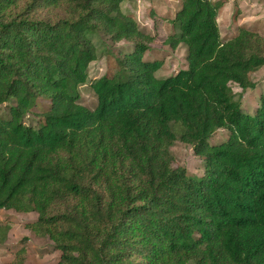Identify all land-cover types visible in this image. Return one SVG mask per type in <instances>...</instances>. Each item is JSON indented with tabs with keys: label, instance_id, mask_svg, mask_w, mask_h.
Listing matches in <instances>:
<instances>
[{
	"label": "trees",
	"instance_id": "1",
	"mask_svg": "<svg viewBox=\"0 0 264 264\" xmlns=\"http://www.w3.org/2000/svg\"><path fill=\"white\" fill-rule=\"evenodd\" d=\"M125 1L0 0V210L37 214L27 228L59 264H264V97L250 114L232 87L256 89L264 37L223 41L224 2L182 0L165 43L187 47L188 68L158 78L163 62L145 60L156 37ZM103 38L134 49L105 48L117 67L90 81ZM39 100L49 108L27 125ZM177 141L202 177L175 163Z\"/></svg>",
	"mask_w": 264,
	"mask_h": 264
},
{
	"label": "rangeland",
	"instance_id": "2",
	"mask_svg": "<svg viewBox=\"0 0 264 264\" xmlns=\"http://www.w3.org/2000/svg\"><path fill=\"white\" fill-rule=\"evenodd\" d=\"M150 1L154 5H150ZM220 1V0H213ZM223 7L219 10L218 24L223 41L234 38L241 29H247L264 37V0H222ZM156 5V6H155ZM182 7V0H127L122 4L125 14L134 16L139 27L148 34L156 37L145 55L146 61L159 60L162 68L157 72L158 78H167L187 69V47L180 45L172 50L165 42L167 38L178 33L173 23L176 14ZM150 32V33H149ZM99 59L89 68L90 81L101 78L117 67L112 56L105 55V48L111 52L130 53L134 44L130 42L112 43L108 39H98ZM256 89L243 91L237 85H232L238 100H241L245 112L254 114L264 97V67L253 75ZM81 102L87 108L94 110L97 107V98L90 85L80 88ZM11 104L0 108V115L7 118ZM49 108L47 101L39 100L36 107L25 118L27 125L36 126L39 115ZM229 132L225 129L217 131L210 139L211 144H220L226 141ZM175 163L184 166L189 173L197 177L204 175V161L194 154L190 145L177 141L171 148ZM37 220L35 213H20L14 210H0V232L4 242H0V264H13L17 253L26 248L27 253L21 264H59L61 253L54 243L46 237H41L27 226Z\"/></svg>",
	"mask_w": 264,
	"mask_h": 264
},
{
	"label": "crops",
	"instance_id": "3",
	"mask_svg": "<svg viewBox=\"0 0 264 264\" xmlns=\"http://www.w3.org/2000/svg\"><path fill=\"white\" fill-rule=\"evenodd\" d=\"M155 2V0H153V3ZM150 5H153L152 2L150 1ZM154 6V5H153ZM156 6V5H155ZM150 33V32H149Z\"/></svg>",
	"mask_w": 264,
	"mask_h": 264
}]
</instances>
